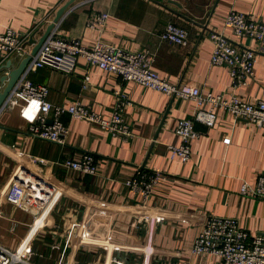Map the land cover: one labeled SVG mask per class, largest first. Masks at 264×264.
I'll return each instance as SVG.
<instances>
[{"label": "crops", "instance_id": "0c3cea01", "mask_svg": "<svg viewBox=\"0 0 264 264\" xmlns=\"http://www.w3.org/2000/svg\"><path fill=\"white\" fill-rule=\"evenodd\" d=\"M66 1L0 0V33L7 27L20 32L30 53L31 42L41 38ZM231 9L264 21V0H76L53 29L88 47L102 41L130 51L148 50L154 57L153 69L173 83L225 97L238 95L247 102L264 100V43L232 34L223 19ZM102 12L108 13L105 22L90 28L89 19ZM168 23L187 30L185 44L161 37ZM211 31L223 32L255 51L253 78L232 86L227 66L211 64ZM21 59L13 56L0 62L1 88L2 76ZM85 72L79 58L71 73L42 67L29 77L48 87L52 104L66 107L78 101L104 118L115 110L118 91L124 96L121 114L132 135H113L64 113L60 120L68 133L59 144L28 133L27 125L39 111L36 102L19 98L2 109L1 245L28 247L27 259L35 264H224L216 255L191 251L206 218L234 217L250 235L264 234V199L240 193L243 182L253 184L264 174V128L216 108L212 127L195 123L199 135L191 141L190 158L182 162L169 156L168 145L180 142L175 126L181 118L191 117V99L123 81L97 67L89 69L84 83ZM84 152L94 156L95 174L63 164ZM21 165L57 185L54 194H43L39 205L30 198L27 210L5 197ZM138 169L160 176L148 196L125 185ZM144 211L161 219L135 226Z\"/></svg>", "mask_w": 264, "mask_h": 264}, {"label": "built area", "instance_id": "2783aa9c", "mask_svg": "<svg viewBox=\"0 0 264 264\" xmlns=\"http://www.w3.org/2000/svg\"><path fill=\"white\" fill-rule=\"evenodd\" d=\"M107 17L106 12L93 15L88 21V26L96 28L103 24ZM223 19L224 25L236 38L264 43V21L255 20L243 12L232 9L224 15ZM187 35L188 32L184 27L174 23H168L161 33L163 39L178 44H185ZM210 38L213 44L210 62L213 65L227 66L232 78V86L245 84L248 79L254 77L256 58L255 51L251 47L234 43L220 31H211ZM24 41L25 36H22L20 32L11 27L5 28L0 33V62L13 56L19 58L26 56L28 53L25 51ZM79 58H83L86 66L84 83L88 80L89 69L97 67L118 75L123 81H134L146 88L191 99L194 102L191 117L177 121L175 133L180 138V142L168 145L171 158L178 157L182 162L190 158L191 141L199 135L195 130V123L200 122L212 127L217 121L216 108L231 114L235 119L244 118L264 128V100L247 102L238 95L232 94L225 97L188 83H173L161 77L153 69L154 57L148 50L130 51L102 41H96L88 47L78 38L61 36L55 29L49 32L31 56L10 90L2 109L12 107L19 98L36 102L39 111L35 119L27 125L28 133L59 144L65 142L68 133V128L60 120V116L64 113L72 118L95 123L113 135L123 137L132 135L121 114L124 96L118 91L115 110L109 118H104L78 101L66 107L52 104L48 99V87L35 83L29 77L31 72L42 67L71 73L76 68ZM63 164L82 174H95L97 169L94 156L89 152H84L77 158H69ZM159 177L157 172L147 174L138 169L135 175L125 180V185L133 190H140L143 196H148ZM56 190L57 185L54 182L43 180L37 172L21 165L13 175L5 197L9 203L27 210L29 208L27 201L30 198L33 199L34 204L39 205L40 201H44L43 194L49 196ZM240 193L264 199V174L257 176L253 184L243 182ZM160 219V216L144 211L143 216L134 220L133 224L135 226L143 223L151 224ZM27 248L9 249L0 244V264H35L27 259ZM191 251L197 255H216L224 264H264V234L250 235L234 217L209 216L194 238ZM68 264L81 263L71 261Z\"/></svg>", "mask_w": 264, "mask_h": 264}, {"label": "water", "instance_id": "95a60500", "mask_svg": "<svg viewBox=\"0 0 264 264\" xmlns=\"http://www.w3.org/2000/svg\"><path fill=\"white\" fill-rule=\"evenodd\" d=\"M76 0H67L62 6H60L56 12L55 18L53 19L52 22H50L44 33L42 34L41 38L38 41L33 40L31 43H34L33 49L31 50L30 53H28L26 56H24L20 63L16 66L11 68V70L5 74L2 79V81H5V84L2 85V88L0 89V111L2 110V105L4 101L6 100L10 90L20 77L23 69L25 68L26 64L30 60L31 56L34 55V53L37 51L45 37L48 35V33L55 27L56 23L60 19V17L63 15V13L68 9V7L73 4ZM171 1V0H170ZM9 64L11 61L9 60ZM9 66V65H8ZM49 123L51 122L50 120L48 121Z\"/></svg>", "mask_w": 264, "mask_h": 264}]
</instances>
